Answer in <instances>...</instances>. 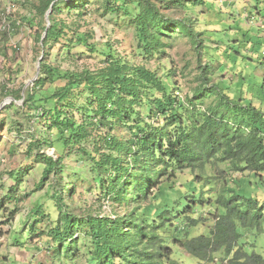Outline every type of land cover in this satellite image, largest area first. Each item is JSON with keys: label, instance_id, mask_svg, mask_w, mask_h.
Masks as SVG:
<instances>
[{"label": "rangeland", "instance_id": "obj_1", "mask_svg": "<svg viewBox=\"0 0 264 264\" xmlns=\"http://www.w3.org/2000/svg\"><path fill=\"white\" fill-rule=\"evenodd\" d=\"M40 1L0 0V264H93L95 245L84 228L77 230L76 246L68 252L67 242L59 249L55 243L53 229L60 196L77 217L122 216L134 210L136 216L154 220L160 224L159 237L172 250L171 259L178 264H221L223 251L214 255L212 263H200L174 241L208 235L216 217L225 213L217 199H228L236 192L241 210L251 200L250 215L258 220L248 226L237 222L239 245L248 254L264 257V172L255 174L250 168H242L243 163L239 171L234 170L218 154L201 173L169 169L145 200L128 196L127 203L116 202L107 198L116 172L105 164L103 155L110 151L103 140L113 136L124 142L135 137L134 120L130 124H98L93 117L94 105L88 103L89 93L84 90H74L60 102L39 100L53 95L64 80L44 83L35 89L32 101L27 99L40 75L41 61L54 69L81 73L96 71L110 55L155 72L179 102L176 108L187 125L201 122V113L227 109L215 92L194 98L199 87H221L230 100L242 99L241 103L264 112V34L257 24V18L264 19V0H201L200 5L192 0H159L157 6L165 17L193 23L198 46L170 30L162 39L166 46L153 56L141 48L140 34L133 24L138 11L128 0L120 8L113 0H74L77 6L71 9L60 3L53 16L62 34L43 48L36 40L40 22L46 23L45 16L36 11ZM15 91H20V99L13 97ZM160 97L153 90L143 94L144 100ZM58 108L73 116L77 124L86 123L88 135L80 147L66 148L48 134L45 112ZM186 108L190 112H185ZM136 109L149 124L162 127L168 123L163 117H148L145 104ZM46 157L63 158L60 177L44 175ZM64 185H72L71 196ZM193 187L202 203L186 202L190 208L178 220L171 215L160 220L161 209L168 207L175 215L181 203L191 201L183 193L194 191ZM186 216L197 225L184 227L190 223Z\"/></svg>", "mask_w": 264, "mask_h": 264}, {"label": "trees", "instance_id": "obj_2", "mask_svg": "<svg viewBox=\"0 0 264 264\" xmlns=\"http://www.w3.org/2000/svg\"><path fill=\"white\" fill-rule=\"evenodd\" d=\"M70 1L73 5H67L64 0H41L36 6L41 17L51 10L48 16L49 27L46 29V23L40 22L41 32L36 33V40L43 48L62 34L53 14L59 11L60 3L69 9L76 8L77 3ZM126 1L113 0L116 8H120ZM128 1L138 11L133 24L140 34L144 54L153 56L161 52L166 46L162 39L170 30L178 31L198 46V33L193 29V23L188 19L174 20L165 17L157 6L159 0ZM180 1L175 2L181 3ZM192 1L194 5L202 4L201 0ZM201 74H205L203 67ZM206 78L205 75L202 80L205 81ZM56 80H64L63 87L53 95L39 100L60 102L74 90H84L89 93L88 103L94 105L93 117L98 124H130L131 120L136 124L134 128L138 134L131 139L122 142L108 136L103 140L110 151V154L103 155L105 164L111 165L116 172L107 189V198H112L113 201L127 203L128 196L133 200H145L150 195V189L157 186L160 177L166 175L169 169H189L201 173L218 154L222 160L229 161L234 170L239 171V165L243 163L242 168H250L255 174L264 172V112L251 104L241 103L242 99L230 100L221 87H199L194 92V98L215 92L225 104L226 111L201 113V122L195 121L187 125L183 114L176 108V105L180 107L177 99L167 92L156 73L144 66H130L107 55L103 65L96 71L75 73L51 68L41 61L40 75L27 99L32 101L36 95L35 89H40L46 82L53 84ZM145 90H153L161 97L144 100ZM13 97L20 99V91H15ZM225 100L228 102L225 103ZM187 102L194 108L192 100L188 99ZM144 104L148 117H163V121L168 123L159 127L140 118L136 107ZM185 110L190 112L187 108ZM45 114L49 123L48 134L61 141L66 148L80 147L88 135L86 123L77 124L76 119L65 115L62 108ZM170 127L172 131L168 130ZM62 162V157H46L44 175L53 173L60 177ZM68 187L71 196L72 185H64V190ZM196 192L194 189L183 193V197H189L191 201L186 199L181 203L183 209L174 210L175 215H172L168 207L161 209L158 213L160 220H166L170 215L178 220V216L190 208L186 202L201 204L202 200ZM233 194L228 199H217L225 213L216 217L208 235L174 241V244L200 263H212L214 255L223 251L225 259L221 264H264V257L254 252L248 254L239 245L241 235L237 232V222L248 226L256 225L258 220L255 215H250L253 202L247 200L245 210H241V203H238L241 198L236 192ZM56 207L58 217L53 233L58 249L64 242L69 244L67 252L76 246V232L84 228L95 245L91 258L93 264H178L171 259L172 250L164 245L157 233L160 224L136 216L134 210L122 216L103 214L77 217L69 212L62 196L58 198ZM186 219L190 223H185L184 227L197 225L188 216Z\"/></svg>", "mask_w": 264, "mask_h": 264}, {"label": "built area", "instance_id": "obj_3", "mask_svg": "<svg viewBox=\"0 0 264 264\" xmlns=\"http://www.w3.org/2000/svg\"><path fill=\"white\" fill-rule=\"evenodd\" d=\"M257 24H258L260 30L264 34V19L263 18H260V19L257 18Z\"/></svg>", "mask_w": 264, "mask_h": 264}, {"label": "water", "instance_id": "obj_4", "mask_svg": "<svg viewBox=\"0 0 264 264\" xmlns=\"http://www.w3.org/2000/svg\"><path fill=\"white\" fill-rule=\"evenodd\" d=\"M52 5L53 4H51V7H52ZM51 13V10L49 9V11L46 13V15H45V20H46V29L49 27V18H48V16H49V14ZM45 37V33H44V35H43V38ZM1 108V107H0Z\"/></svg>", "mask_w": 264, "mask_h": 264}]
</instances>
